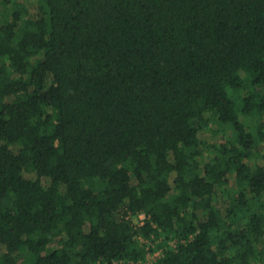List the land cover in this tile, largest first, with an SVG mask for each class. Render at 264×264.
I'll return each mask as SVG.
<instances>
[{
	"label": "trees",
	"instance_id": "obj_1",
	"mask_svg": "<svg viewBox=\"0 0 264 264\" xmlns=\"http://www.w3.org/2000/svg\"><path fill=\"white\" fill-rule=\"evenodd\" d=\"M263 242L264 0H0V264Z\"/></svg>",
	"mask_w": 264,
	"mask_h": 264
},
{
	"label": "built area",
	"instance_id": "obj_2",
	"mask_svg": "<svg viewBox=\"0 0 264 264\" xmlns=\"http://www.w3.org/2000/svg\"><path fill=\"white\" fill-rule=\"evenodd\" d=\"M137 216L140 219L139 223H141L143 221V219L145 218V214L142 212L139 213ZM140 240L146 242V240H143V239H140ZM171 244H174V243L171 241ZM161 254H162L161 249L151 250V251L147 252L144 261H139L137 263L130 262L129 264H147V263H150V262L154 261L155 259H157ZM122 263H123L122 261H113L112 264H122ZM101 264H108V263H101Z\"/></svg>",
	"mask_w": 264,
	"mask_h": 264
},
{
	"label": "rangeland",
	"instance_id": "obj_3",
	"mask_svg": "<svg viewBox=\"0 0 264 264\" xmlns=\"http://www.w3.org/2000/svg\"><path fill=\"white\" fill-rule=\"evenodd\" d=\"M202 136H205V134H202ZM216 137V138H215ZM209 140L211 139V140H218L219 138H217V136H212V135H209L208 137H207ZM221 139V138H220ZM219 196H220V202L222 203V204H224V203H226L227 201H228V199H226V195L224 194V193H220L219 194ZM199 216L200 217H203L204 216V214L202 213V211H200L199 212ZM133 220H134V222L135 223H139L140 222V219H139V217L138 216H135V217H133ZM261 245H263L264 246V242L263 243H261ZM258 264H260V263H258Z\"/></svg>",
	"mask_w": 264,
	"mask_h": 264
}]
</instances>
